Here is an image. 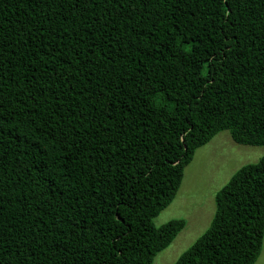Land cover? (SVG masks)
I'll return each mask as SVG.
<instances>
[{
  "label": "trees",
  "instance_id": "1",
  "mask_svg": "<svg viewBox=\"0 0 264 264\" xmlns=\"http://www.w3.org/2000/svg\"><path fill=\"white\" fill-rule=\"evenodd\" d=\"M264 146V0H0V264H152L195 152ZM174 264H255L264 156Z\"/></svg>",
  "mask_w": 264,
  "mask_h": 264
},
{
  "label": "rangeland",
  "instance_id": "2",
  "mask_svg": "<svg viewBox=\"0 0 264 264\" xmlns=\"http://www.w3.org/2000/svg\"><path fill=\"white\" fill-rule=\"evenodd\" d=\"M264 156V146L235 144L228 131L217 134L198 149L184 169L183 180L171 204L153 219L155 227L183 219L185 227L172 243L158 253L152 264H174L210 226L215 213V194L241 167L255 164ZM255 264H264V236Z\"/></svg>",
  "mask_w": 264,
  "mask_h": 264
},
{
  "label": "crops",
  "instance_id": "3",
  "mask_svg": "<svg viewBox=\"0 0 264 264\" xmlns=\"http://www.w3.org/2000/svg\"><path fill=\"white\" fill-rule=\"evenodd\" d=\"M207 145V144H206ZM202 148V147H201ZM200 149V148H199ZM165 210V209H164ZM162 212V211H161Z\"/></svg>",
  "mask_w": 264,
  "mask_h": 264
}]
</instances>
